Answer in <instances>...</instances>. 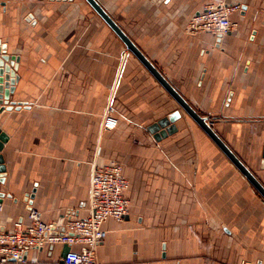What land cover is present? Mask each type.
<instances>
[{
  "label": "crops",
  "instance_id": "obj_1",
  "mask_svg": "<svg viewBox=\"0 0 264 264\" xmlns=\"http://www.w3.org/2000/svg\"><path fill=\"white\" fill-rule=\"evenodd\" d=\"M98 1L200 114L216 104L213 128L264 184V0ZM219 2L242 4L237 27L189 33ZM0 44L19 59L0 113V226H29L30 207L45 222L88 216L92 167L116 160L130 210L104 221L100 264H264V197L86 0H0ZM176 110L177 130L157 139L150 127ZM64 248L13 264H65Z\"/></svg>",
  "mask_w": 264,
  "mask_h": 264
},
{
  "label": "built area",
  "instance_id": "obj_2",
  "mask_svg": "<svg viewBox=\"0 0 264 264\" xmlns=\"http://www.w3.org/2000/svg\"><path fill=\"white\" fill-rule=\"evenodd\" d=\"M242 9L240 3H209L191 17L187 30L191 34L209 32L218 37L227 35L237 27V23L231 19L232 13ZM117 125L118 119L106 112L103 128L113 129ZM128 188L129 180L123 173L121 162L112 160L104 165L94 164L90 181L89 215L45 222L39 211L30 207L32 223L29 226L23 227L17 223L11 231L0 228V264L23 262V253L28 247L42 248L55 244L69 247L62 257L65 264H100L97 249L106 237L103 223L109 218L124 220L130 210V199L126 194ZM75 244H85L86 248L75 250ZM241 264L254 263L245 260Z\"/></svg>",
  "mask_w": 264,
  "mask_h": 264
},
{
  "label": "water",
  "instance_id": "obj_3",
  "mask_svg": "<svg viewBox=\"0 0 264 264\" xmlns=\"http://www.w3.org/2000/svg\"><path fill=\"white\" fill-rule=\"evenodd\" d=\"M93 9L102 17V19L111 27V29L123 41L126 48L131 51L142 64L151 72L163 88L173 97L179 106L207 133V135L216 143L222 152L230 159V161L242 172L255 189L264 197V184L261 180L248 168V166L236 155L230 146L213 128L212 122L205 115L200 114L192 104L183 96V94L168 80V78L146 57L142 50L134 43L129 35L120 27L113 17L105 10L98 0H86ZM18 57L9 55L6 47L0 44V113L5 109L11 110L14 107L13 101H10V95L14 92L15 83L18 80L16 71L18 69ZM21 107V103L17 105V109ZM181 112L174 111L168 117L160 119L154 123L150 130L155 133V137L160 139L177 130L176 120L180 118ZM8 140V135L0 128V188L5 182L6 165L4 156L1 153L4 143ZM264 156V155H263ZM264 168V159L262 161ZM5 193L0 191V207L2 206ZM1 229L4 227L0 226ZM63 256L69 251L68 246H64Z\"/></svg>",
  "mask_w": 264,
  "mask_h": 264
},
{
  "label": "rangeland",
  "instance_id": "obj_4",
  "mask_svg": "<svg viewBox=\"0 0 264 264\" xmlns=\"http://www.w3.org/2000/svg\"><path fill=\"white\" fill-rule=\"evenodd\" d=\"M210 104H211V107L207 106L208 108H204V106H202V108L204 109L202 114L207 116L209 118V120L212 122V125H213L215 123V121L223 120V117H219V116L216 115V113L218 111V109L217 110L214 109L216 104L215 103H210ZM229 104L230 103H222V107L224 109H226V105H229ZM210 108H211V110H210ZM105 114H106V111L104 112L103 117H104Z\"/></svg>",
  "mask_w": 264,
  "mask_h": 264
}]
</instances>
